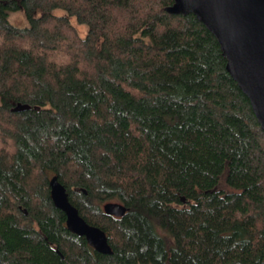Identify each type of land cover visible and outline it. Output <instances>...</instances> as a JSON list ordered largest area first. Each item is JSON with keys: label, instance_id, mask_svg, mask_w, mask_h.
Returning <instances> with one entry per match:
<instances>
[{"label": "trees", "instance_id": "1", "mask_svg": "<svg viewBox=\"0 0 264 264\" xmlns=\"http://www.w3.org/2000/svg\"><path fill=\"white\" fill-rule=\"evenodd\" d=\"M174 3L0 0V264H264V128ZM54 176L112 254L69 230Z\"/></svg>", "mask_w": 264, "mask_h": 264}, {"label": "water", "instance_id": "2", "mask_svg": "<svg viewBox=\"0 0 264 264\" xmlns=\"http://www.w3.org/2000/svg\"><path fill=\"white\" fill-rule=\"evenodd\" d=\"M175 14H195L217 37L227 58V69L250 98L264 128V0H175L168 7ZM29 108L18 103L16 109ZM51 197L67 217L72 232L84 236L98 252L112 254L106 232L90 224L70 201L69 192L58 176L50 181ZM105 212L122 216L120 202H108Z\"/></svg>", "mask_w": 264, "mask_h": 264}, {"label": "rangeland", "instance_id": "3", "mask_svg": "<svg viewBox=\"0 0 264 264\" xmlns=\"http://www.w3.org/2000/svg\"><path fill=\"white\" fill-rule=\"evenodd\" d=\"M53 12L54 14L58 16L67 15V12L64 9H60V8L53 10ZM9 19L13 25L18 26V27H26L30 25V22L25 17L23 11L11 12L9 15ZM70 21L73 23V25H75L80 35L82 37H86L89 31L88 25L86 23L79 21L78 17L75 15L70 16ZM221 188H226V185L224 184V180H222Z\"/></svg>", "mask_w": 264, "mask_h": 264}]
</instances>
